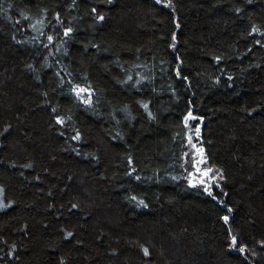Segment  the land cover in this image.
Wrapping results in <instances>:
<instances>
[{
	"label": "trees",
	"instance_id": "16d2710c",
	"mask_svg": "<svg viewBox=\"0 0 264 264\" xmlns=\"http://www.w3.org/2000/svg\"><path fill=\"white\" fill-rule=\"evenodd\" d=\"M0 264H264V0H0Z\"/></svg>",
	"mask_w": 264,
	"mask_h": 264
},
{
	"label": "rangeland",
	"instance_id": "374dc122",
	"mask_svg": "<svg viewBox=\"0 0 264 264\" xmlns=\"http://www.w3.org/2000/svg\"><path fill=\"white\" fill-rule=\"evenodd\" d=\"M74 92L81 101H86L89 96V91L85 90L84 88L76 87L74 88Z\"/></svg>",
	"mask_w": 264,
	"mask_h": 264
}]
</instances>
